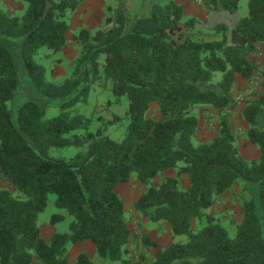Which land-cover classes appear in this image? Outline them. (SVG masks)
<instances>
[{"label":"trees","instance_id":"16d2710c","mask_svg":"<svg viewBox=\"0 0 264 264\" xmlns=\"http://www.w3.org/2000/svg\"><path fill=\"white\" fill-rule=\"evenodd\" d=\"M19 1L26 7L22 14L0 8V175L10 185L0 189V264H69L70 246L84 241L95 244L103 264H264V92L242 111L258 159L243 157L228 114L236 106V76L251 80L256 70L249 56L264 44V0H249L248 16L233 28L220 23L209 31L194 19L183 22L182 7L172 0H149L137 14L110 9L96 31L74 37L81 51L63 81L51 80L38 58L66 48L68 14L85 0ZM240 1L219 0L221 11L237 14ZM101 81L111 84L117 99H128L122 142L107 134L110 122L92 132L90 119L70 113ZM56 99H62L60 113L48 118ZM154 104L157 119L148 116ZM196 107L220 111L210 142H194ZM70 147L83 150L68 159L51 155ZM171 170L176 177L152 185ZM134 176L148 186L135 211L169 225L174 238L185 241L165 248L147 234L134 236L118 192ZM235 185L246 196L243 221L231 238L206 211ZM50 196L72 221L68 233L46 241L39 217ZM202 219L207 223L195 229ZM64 220L55 214L51 224ZM133 237L157 249L154 261L129 257ZM76 264L93 262L81 253Z\"/></svg>","mask_w":264,"mask_h":264},{"label":"rangeland","instance_id":"374dc122","mask_svg":"<svg viewBox=\"0 0 264 264\" xmlns=\"http://www.w3.org/2000/svg\"><path fill=\"white\" fill-rule=\"evenodd\" d=\"M248 2L249 0L240 1L239 11L241 17L245 18L246 16H248ZM0 8L9 14H22L26 9L25 5L19 0H0ZM140 9L138 8L135 12L132 11L130 13L137 14L139 13L138 11ZM80 51V47H71L67 56H59L57 60L54 59L53 61H51L52 56L49 55V52H43L41 56H39L38 61L48 68V76L51 80L63 81L66 77L71 75L73 67L75 65L74 60L79 55ZM24 77L27 78L26 75ZM262 78L264 79V77H261V75L255 78L256 83L253 81L254 83L251 85L250 88V95L240 94L239 97L235 99L236 105L246 104L249 100L255 98L256 96L258 97L260 94L263 93L259 91L260 86H264ZM23 83H26V81L24 80ZM23 88L27 89L26 87ZM28 91L29 92H27V98H30L32 94L30 90ZM61 102L62 99H56L55 104H52L51 107L47 109L48 118L55 117L60 113ZM128 105L129 104L127 97L117 99L111 92V84L109 88V86H105L104 82L101 81V83L95 85L93 91L90 93L88 100L86 102L78 103L75 107L70 109V113L73 115H83L90 119V131L92 132H95L104 123L110 122L111 124L110 126H108L107 134L114 141L122 142L126 138L128 132L129 119H127L126 116L128 112ZM194 114L198 117L199 123H202V126L200 125V128L197 132V139H194L195 144H200L203 142L202 140H204L206 137H211L214 135V133H216L218 121H216L215 109L211 107H196V109L194 110ZM148 116L154 119L161 117L159 106L157 104L152 105ZM235 129L238 144L239 146H241L244 154L247 155H243V157L249 161L258 158L260 155V151L257 146L254 145L255 148H252V150H249V147L244 146L243 139H246L248 132L246 128L242 127L239 123V125H236ZM82 150L83 149L75 147H70L65 150L52 149L51 155L54 158L68 159ZM175 173H177V171ZM164 179V176L161 175L152 181V185L158 186L164 181ZM180 181L181 187L185 189L187 186V181L184 180V178L182 177L180 178ZM2 182L3 181L0 180L1 184H3ZM241 188V185H235L233 189L230 190L227 194L218 198L217 201L219 207L221 208V211L217 215H212L217 219L218 222H220L228 229L231 238H235L237 228L243 221L242 204L246 194L241 190ZM147 189L148 186L142 185L136 179L135 176L129 184H122L118 188V192L120 193V196L125 203L126 216L129 220V224H131V227L135 228L136 231L138 225L141 224L142 219L145 218H143L140 214L135 211L134 204L139 198V196H141ZM55 199V196H50L46 211L39 217V227L41 230V235L45 240L48 239L46 237L48 235L47 228L52 226L51 219L53 215L58 214L63 215L65 217L64 221L53 226L54 234L68 233L72 221V218L68 215L67 212L60 211L56 208ZM205 223H207L205 219H202L201 221H194V228L200 229L205 225ZM164 225H156V234L161 235L163 240L168 238L166 233L167 227ZM138 236L141 237L142 235L139 234ZM171 237L173 239V242L186 240L185 237L174 238L173 234ZM167 244L168 241L164 240L163 245L166 246ZM163 245L161 246L163 247ZM137 251L138 250H136V248H133L132 253H130L129 257L135 259V257L138 256ZM98 257L99 256L97 254V257L95 258L97 262L100 258ZM101 261V263L103 264V260Z\"/></svg>","mask_w":264,"mask_h":264},{"label":"crops","instance_id":"0c3cea01","mask_svg":"<svg viewBox=\"0 0 264 264\" xmlns=\"http://www.w3.org/2000/svg\"><path fill=\"white\" fill-rule=\"evenodd\" d=\"M147 1L148 0H85L84 3L77 10H75L74 12H70L68 14V22L70 29L67 35V41H68L67 46L61 53L53 55L51 61H53L54 59L57 60L59 56H63V55L67 56L71 47L77 46L79 48L80 44L74 41V37L77 36L79 32L83 29H87L92 32L96 31L100 27V25L104 22V20L110 15V11H109L110 9L123 8V9H127L129 12L132 11L135 12L138 8L139 9L141 8L138 11L140 13L141 11L147 8ZM172 1H174L180 7H182L183 22H186L190 19H194L198 23V27L202 30L209 31L220 23L227 24L228 26L233 28L240 18H244L241 17L240 11H238V13L235 15H231L229 13L221 11L219 0H216L218 2L217 6L212 4L213 0H203L202 4L197 3L195 0H172ZM209 3L213 7H216L217 9L215 10L210 8ZM249 59L256 65L254 76L251 80H245L238 75L236 76V82L232 89V94L235 99L239 97L240 94L250 95L251 85L254 82L256 83L255 78H257L259 75H261V77H264V44H259L257 46L256 51L249 56ZM263 84H264V79H263ZM259 91L264 92V86H260ZM244 106L245 104L236 105L234 107H230V109L228 110L230 121L233 124L234 132L236 130L235 129L236 125H239V123L241 124L242 127L246 128L247 131L249 130V125L246 122H244L242 118V111ZM215 114H216V121H218L217 131L216 133H214L213 136L211 137L208 136L204 140H202L203 142H210L217 135V132L219 130L220 111L215 109ZM200 125L202 126V123H200ZM195 138L197 139V137ZM243 143L244 146L249 147V150L255 148L254 145L251 144L248 138V134L246 136V139H243ZM239 148L242 155L247 156L244 154L241 146H239ZM175 172H176L175 170L167 171L163 173L162 176H164L165 179L174 178L177 176V173ZM182 178H184V180L187 181L186 188L189 187L188 178L186 176H183ZM0 180L3 181L2 182L3 184L0 183V189H10V185L8 182H6L2 177ZM220 211L221 208L219 207L218 201H216V203L210 209H208L206 213L209 215H217ZM158 224L164 225L165 223L163 222L153 223L148 221L147 219H142L141 224L138 225L137 227V231L135 230V228L131 227V224L130 227L132 229L134 236H138L139 234L140 235L147 234L152 241H156L160 245L164 244V240L168 241V244L166 246L163 245V247L166 248L169 245H171V243H173V239L171 237L172 236L171 228L167 224L164 225L167 227L166 233L168 238L163 240L161 235L156 234L157 232L156 225ZM53 226L54 225L47 228L48 235L46 237L48 239H46V241H50L52 236L54 235ZM138 240L135 237L132 238V241L128 246L129 252L132 253L133 248H136V250H138L137 251L138 256L135 257L136 260H138L141 255H145L150 262L154 261L156 259L157 249H148L144 247L143 243L140 240L139 241ZM81 253H86L89 256V258L92 260L93 264H102L101 263L102 261L99 257H98L99 258L98 262L95 259L97 257L96 246L91 241L79 242L75 245L70 246L69 264H76L77 258Z\"/></svg>","mask_w":264,"mask_h":264},{"label":"water","instance_id":"95a60500","mask_svg":"<svg viewBox=\"0 0 264 264\" xmlns=\"http://www.w3.org/2000/svg\"><path fill=\"white\" fill-rule=\"evenodd\" d=\"M212 4L215 5V6H217L218 5V2L216 0H213L212 1ZM176 30L179 31L180 28H177ZM171 33H173V31Z\"/></svg>","mask_w":264,"mask_h":264},{"label":"built area","instance_id":"2783aa9c","mask_svg":"<svg viewBox=\"0 0 264 264\" xmlns=\"http://www.w3.org/2000/svg\"><path fill=\"white\" fill-rule=\"evenodd\" d=\"M197 3L202 4L203 0H195Z\"/></svg>","mask_w":264,"mask_h":264}]
</instances>
